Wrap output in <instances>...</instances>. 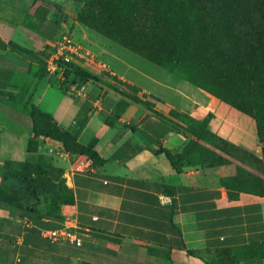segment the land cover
Here are the masks:
<instances>
[{"label": "crops", "instance_id": "crops-1", "mask_svg": "<svg viewBox=\"0 0 264 264\" xmlns=\"http://www.w3.org/2000/svg\"><path fill=\"white\" fill-rule=\"evenodd\" d=\"M59 1L0 0V264H264L231 253L210 261L217 250L264 244V197L237 190L230 158L174 171L160 148L174 152L190 138L174 123L130 100L116 110L118 96L95 76L84 74L75 93L41 73L34 47L55 26L47 4ZM30 104L73 129L78 143L92 141L101 162L50 153L61 142L48 136L28 150ZM207 113L217 136L254 145L250 117L214 98L193 116ZM38 156L55 167L57 191L71 196L56 210L48 188L34 194L24 183V164Z\"/></svg>", "mask_w": 264, "mask_h": 264}, {"label": "trees", "instance_id": "trees-1", "mask_svg": "<svg viewBox=\"0 0 264 264\" xmlns=\"http://www.w3.org/2000/svg\"><path fill=\"white\" fill-rule=\"evenodd\" d=\"M96 1L103 6L105 4L101 2L102 0ZM148 1L149 9L146 8L148 12L146 16L149 17L146 32L135 37L146 41L145 51L151 54L156 53L160 46H165L169 54H173L172 70L176 69V74H179V70L184 69L191 76L180 78L190 80L194 85L204 88L220 101L250 117L254 122L257 141L261 144V161L264 165V0ZM118 4V11L125 19L129 32L133 34V28L139 18L136 14L138 7L128 0H119ZM174 4H177L179 10L174 9L176 7ZM40 61L43 62L41 59ZM79 64L75 61L66 64L64 81H56L54 77H50L54 83L65 89L70 84L82 85L86 80L84 76L86 72ZM28 115L32 132L27 142L28 150L35 148L39 136H48L60 141L61 148L70 155H82L93 163L101 162L100 157L92 149V141L85 145L78 143L73 129L61 128L50 115L39 111L32 104L29 105ZM206 132L209 137L204 136V139H199L200 141L208 144L221 141V138L211 130ZM189 139L174 152L160 148V152L164 154L174 171H179L184 165L196 164L184 160L190 155V146L195 145ZM206 153L212 160L208 161L210 166L226 162L218 160V154L214 151L209 150ZM41 158L43 159L42 156H38L34 163L24 164L29 167V172L23 176L24 183L34 194L42 193L39 190L42 188L46 191L51 186L55 187L49 190L52 192L58 187V183L52 182L56 180L55 167L49 166L51 164L44 159L45 165H40L38 160ZM32 167L35 170H32ZM46 168L49 169L48 174L45 172ZM30 171L34 172V176L30 175ZM50 172L52 175H49ZM236 187L238 191H244L238 189V184ZM57 196L53 195L54 210L60 203L71 202V196L67 191L58 199ZM221 251H224L222 252L224 254L231 253L234 260L259 261L264 257V244H250Z\"/></svg>", "mask_w": 264, "mask_h": 264}, {"label": "rangeland", "instance_id": "rangeland-1", "mask_svg": "<svg viewBox=\"0 0 264 264\" xmlns=\"http://www.w3.org/2000/svg\"><path fill=\"white\" fill-rule=\"evenodd\" d=\"M128 1L138 7L136 14L139 18L133 28V34L129 32L125 19L118 11L119 0H102L104 6L96 0H60L53 5L47 4L51 9L47 17L55 26L52 28L53 31L47 32L49 37L43 45L34 47V53L44 64L41 73L49 76L45 70V62L54 51L55 42L61 33L66 34L85 49L93 62L97 63L91 65L83 59L78 60L86 74L100 79L118 96L116 110L121 109L122 104L130 100L145 110L166 118L187 133L190 142L195 144L190 146V155L184 159L187 163L208 165L210 164L208 161L212 160L206 151L223 153L224 157L218 154V160L228 161L230 158L234 164L238 189L264 196V165L261 161V144L257 138L254 137V145L249 148L233 144L221 137V141H214L212 144L199 140L204 139V136L209 137L206 130H210L208 125L210 115L207 113L202 118L195 119L194 110L205 106L210 98L219 101L220 99L204 88L194 85L190 80L180 78L191 76L184 69H180L179 74H176V69L172 70L173 54H169L165 46H160L154 54L145 51L146 41L135 36L146 32L149 17L146 16L148 13L146 8L149 9V1ZM174 5L176 6L174 9L179 10L177 4ZM48 79L53 81L50 76ZM241 115L243 118H249ZM203 118H206L205 121H202ZM70 156L73 161H77V154ZM38 162L45 165L42 158ZM56 191L48 193L55 196L59 193L65 194V191ZM21 195L18 190H11L8 194L9 198L19 202L22 199ZM222 252L224 251H215L210 261L213 258H225Z\"/></svg>", "mask_w": 264, "mask_h": 264}, {"label": "built area", "instance_id": "built-area-1", "mask_svg": "<svg viewBox=\"0 0 264 264\" xmlns=\"http://www.w3.org/2000/svg\"><path fill=\"white\" fill-rule=\"evenodd\" d=\"M79 59H83L91 63V65H96L97 63L93 62L91 55L83 48H81L76 42L72 41L66 34H61L55 42V49L48 57L45 62V70L49 76L54 77L56 81L65 80V70L67 69L66 64L75 61L78 62ZM103 66V65H102ZM69 89L76 92H83V85L70 84ZM48 152L55 153L56 155H64V150L59 147L50 146ZM80 162L76 165V169L84 167ZM50 237L52 239L57 238L55 232H50Z\"/></svg>", "mask_w": 264, "mask_h": 264}]
</instances>
